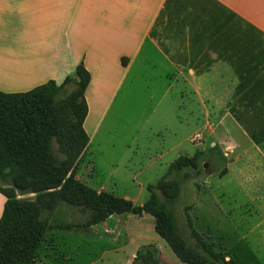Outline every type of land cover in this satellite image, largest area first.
Segmentation results:
<instances>
[{
    "label": "rangeland",
    "instance_id": "obj_1",
    "mask_svg": "<svg viewBox=\"0 0 264 264\" xmlns=\"http://www.w3.org/2000/svg\"><path fill=\"white\" fill-rule=\"evenodd\" d=\"M71 78L61 86L54 106L58 115L76 121L85 89L80 95L79 79ZM162 85L139 75L125 78L113 107L74 164V177L96 191H103V184L105 191L135 205L146 202L152 192L155 205L170 213L177 241L186 249L201 253L209 243L235 264H264V115L229 114L221 97L218 109L210 110L209 101L202 99L201 104L191 87L180 96L181 84L170 83L164 94ZM214 145L217 150L210 161H203L199 175L178 176L181 183L164 182L155 188L178 157ZM50 154L56 164L67 157L55 138ZM13 173H0V188L34 205L46 228L40 245L56 246L55 263L132 264L138 256L134 264H187L155 232L150 214H112L99 220L98 208L60 187L38 188L32 179ZM125 223L134 230L115 241L111 230H122L117 226ZM127 236L132 246L112 251Z\"/></svg>",
    "mask_w": 264,
    "mask_h": 264
},
{
    "label": "crops",
    "instance_id": "obj_2",
    "mask_svg": "<svg viewBox=\"0 0 264 264\" xmlns=\"http://www.w3.org/2000/svg\"><path fill=\"white\" fill-rule=\"evenodd\" d=\"M77 65L89 74V143L130 74L163 84V94L173 82L180 96L191 87L210 110L221 97L229 114L264 115V0H0V91L61 84ZM5 200L0 192V217ZM125 224L111 230L115 241L134 230ZM48 244L34 264H57ZM132 244L127 236L112 251Z\"/></svg>",
    "mask_w": 264,
    "mask_h": 264
},
{
    "label": "trees",
    "instance_id": "obj_3",
    "mask_svg": "<svg viewBox=\"0 0 264 264\" xmlns=\"http://www.w3.org/2000/svg\"><path fill=\"white\" fill-rule=\"evenodd\" d=\"M74 75L79 79L77 87L81 95L88 85L89 74L83 65H77ZM71 79L67 76L61 84L50 80L26 92L0 91V173L5 176V172H15L20 178L32 179L38 188L60 187V191L80 198L94 210L98 208L101 212L99 220L112 214L148 213L155 219V232L187 264H235L223 253L215 251L209 243L201 253L183 247L171 227L170 213L163 205H155L156 198L152 192L146 202L135 205L110 192L96 191L74 177V164L89 143L83 129L87 112L85 98L81 96L82 110L76 121H71L67 115H58L54 106L61 86ZM52 138L67 156L58 164L50 154ZM216 150L214 145L207 150H196L190 157H178L155 188H162L164 182L177 180L181 183L178 176L188 178L199 175L203 161H210ZM152 188L148 186V190ZM0 192L6 199L0 217V264H34L46 228L38 220L37 210L31 202L17 198L10 189L0 188Z\"/></svg>",
    "mask_w": 264,
    "mask_h": 264
},
{
    "label": "water",
    "instance_id": "obj_4",
    "mask_svg": "<svg viewBox=\"0 0 264 264\" xmlns=\"http://www.w3.org/2000/svg\"><path fill=\"white\" fill-rule=\"evenodd\" d=\"M207 164H204L203 167H206Z\"/></svg>",
    "mask_w": 264,
    "mask_h": 264
}]
</instances>
